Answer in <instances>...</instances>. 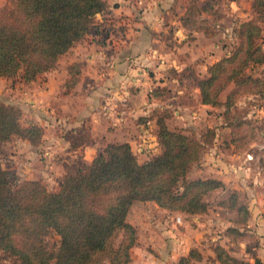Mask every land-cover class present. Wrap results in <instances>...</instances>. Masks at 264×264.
Segmentation results:
<instances>
[{
	"label": "trees",
	"instance_id": "16d2710c",
	"mask_svg": "<svg viewBox=\"0 0 264 264\" xmlns=\"http://www.w3.org/2000/svg\"><path fill=\"white\" fill-rule=\"evenodd\" d=\"M181 1V24L212 36L221 14L216 0ZM250 7L254 16L239 23L237 42L206 64L205 74L195 79L200 104L223 106L222 116L229 127L227 144L233 149L243 147L254 134L249 120L231 118L230 107L237 96L258 94L264 103V75L245 73L250 65L264 63L259 42L264 0H250ZM108 8L106 0H6L0 6V77L18 76L29 82L54 69L59 56L88 34L95 14L102 15ZM106 37L102 33L97 40ZM81 66L80 61L66 65L68 76L61 94L76 83ZM230 83L221 100L219 93ZM149 93L163 97L166 92L154 87ZM166 110L154 107L148 116L155 123L158 151L138 161L127 141L105 142L87 163L64 173L54 189L38 178L17 180L0 161V252L6 264H127L136 233L126 214L134 200H151L161 208L187 214L205 212L204 195L224 184L209 176L185 179L203 142L181 128L168 127ZM21 116L18 104L0 99V151L1 143L12 137L30 146L40 143L42 127L33 120L23 123ZM140 119L145 122V117ZM208 132L213 135L212 129ZM220 205L234 212L233 224L224 232L237 239L242 231L236 223L246 222L248 206L234 189ZM260 215L264 220V199ZM50 234L56 236L53 243ZM212 252V263L249 264L219 243L212 245ZM201 258L198 248L191 246L176 264H193Z\"/></svg>",
	"mask_w": 264,
	"mask_h": 264
},
{
	"label": "crops",
	"instance_id": "0c3cea01",
	"mask_svg": "<svg viewBox=\"0 0 264 264\" xmlns=\"http://www.w3.org/2000/svg\"><path fill=\"white\" fill-rule=\"evenodd\" d=\"M3 1L0 0V6ZM106 2L109 8L104 13L105 16L127 18L126 22H122L125 26V34L121 45L115 48L110 46L109 49L106 47V50L98 54L74 51L69 63L80 61L82 66L78 80L64 94L60 92L62 82L68 76L64 69L61 70L60 75H54L52 69L44 72L41 78L37 76L36 79L28 82L32 85L31 88L26 89V92L31 90L34 95L32 99H27L29 116L43 129L41 136V141L44 142L43 153L47 154L50 161V157L55 155L53 153L55 150L80 156L81 159L91 158L99 148V143L111 140L114 134L118 135L117 130L120 127H117V122L120 120L130 122L132 120L130 116H133L135 124L140 128H146L147 125L154 127V120L148 118L149 111L154 107H163L162 102H157L162 101L164 97H154L149 91L159 87L167 93L172 81L176 80L171 75L177 73L178 68L185 66V60H188L173 55V52L167 49V43L174 45L177 39L186 42L184 30L195 32L193 35L200 33L205 36L202 32L186 28L181 24L179 17L184 11L182 1L181 6L177 4V0H106ZM249 2L250 0H218L216 6L221 14H230L233 19L237 18L240 22L248 17L247 14L250 15ZM177 8H181V11L178 12ZM71 48L72 46L69 49ZM40 94L48 97L49 100H55L52 101V106H48L49 101L46 104L40 103L38 99L42 97L39 96ZM16 104L21 108L22 103L16 101ZM46 109L49 124L44 119ZM141 117H145V122L141 121ZM47 129L52 130L49 137L46 134ZM61 130L65 134L68 133L67 130L77 135L74 136L75 138H67L59 134ZM113 141H127L131 144L129 138L125 137ZM238 152L236 149L230 155L233 156ZM217 160V164H222L225 172L215 166V163L209 165L208 162L200 159L198 162L200 166L195 168L198 173L194 177L209 176L221 180L224 187L213 190L222 191L228 186L237 190L234 183L228 182V175L240 177L241 171L229 165V168L232 167L231 169L234 170L231 172L219 159ZM242 188L248 195L246 201L249 216L241 227L244 231L242 238L237 240L238 246L228 248V252L245 259L249 264H264V220L260 215L264 192L259 196L257 204H254L256 207L254 210L251 208L255 202L254 197H251V190L245 185ZM144 203H149L152 211H147ZM132 211L135 212L130 217ZM176 212L161 208L151 200H134L131 203L126 220L135 228L136 239L130 248V260L127 264H176L177 257L185 254L191 246L197 247L201 255L203 254L198 246L199 239L196 232H189L186 228L181 230L180 237H176V233L168 228L164 214L175 213L174 217H176L178 216ZM193 219L198 220L199 214L195 213ZM207 254L213 257L212 252L207 251ZM193 264L220 263L206 261V256L202 255L201 260L194 261Z\"/></svg>",
	"mask_w": 264,
	"mask_h": 264
},
{
	"label": "rangeland",
	"instance_id": "374dc122",
	"mask_svg": "<svg viewBox=\"0 0 264 264\" xmlns=\"http://www.w3.org/2000/svg\"><path fill=\"white\" fill-rule=\"evenodd\" d=\"M5 1L6 0H4L2 4H4ZM217 2L218 0H216V4ZM178 3L181 6L180 0H177V4ZM177 9L178 12L181 11V8ZM172 16L176 17V15ZM246 16L248 17L245 19L254 16L251 7L250 15L247 14ZM218 19L219 20L216 22L215 26V32L212 36H203L200 33L193 35L195 32L184 30L183 35L186 42L177 39L179 42H177V40L174 41L175 46L170 42L167 43V49L172 51L173 55H176L179 59L182 57L183 60L186 58H188V60H185V66L178 68L179 76L178 72L171 75L174 76L176 80L172 81L170 89L164 94L162 101L157 103L162 102V106L165 107L167 109L166 111L169 113L168 117L165 118L168 127L181 128L184 132L194 135L203 142L199 151L198 159L191 163L185 175V179L197 175L198 170L195 168L200 166L198 163L200 159L201 161L208 162L209 165L212 162L215 163V166H218L221 171L225 172L223 170V165L217 164V159H219L226 168L230 169L231 172L234 171L231 169L232 167L241 171L240 177L228 175V182H232L237 186V190L235 191L237 192L238 198L246 204V198L248 195L242 187L243 185L249 187L251 190L250 192L252 193V196H250L255 199L251 208L255 210L256 207L254 206L257 204L259 196L264 192L263 100L258 94L244 92L237 96L235 102L230 107V115L232 119H247L254 126L252 139L243 147L237 149L239 152L233 156L230 154L236 149H233L231 145L227 144V141L229 140V127L222 116V111L224 109L223 106L201 105L197 100V88L195 87L196 76L204 75L205 65L226 54L237 42L236 30L242 20L238 22V19H233L230 14H220ZM126 20L127 18L124 16L113 18L105 16L104 14L99 16V14L96 13L93 25L88 34H86L85 38L80 42L74 44L71 49L59 56L57 65L52 70V73L54 75H60L61 70L63 69L66 72V65L69 63L71 56L74 55V51L98 54L106 50V47L109 49L110 46L111 48H115L121 45L125 34V26L122 22H126ZM236 24L238 25L236 26ZM102 33H107V37L102 42H99L97 39ZM159 34L162 35L163 33ZM259 42L264 48V24H262ZM245 73L253 76H263L264 63L250 65ZM41 77L42 76L40 75L39 78ZM31 85L32 84H28V82H22L18 76L14 78L0 77V99L15 104L16 101L22 103L21 121L23 123L27 122V120H33L29 116V106L27 105L29 103H27V99H32L34 95L31 90L26 92V89L31 88ZM231 85V83L228 84L219 93V98L221 100L225 98V93L230 89ZM39 96L42 95L40 94ZM38 99L40 103L44 104L49 101L48 106H52V101H55L49 100V98L45 96ZM47 113L48 111L46 109L44 112L46 118L44 119L49 124L50 122L49 118H47ZM129 118L132 119L130 122H124L123 120L117 122V127H120V129L117 130V132L119 131L118 135L114 134V137L110 138L111 140L109 141L117 140L121 137L129 138L131 142L129 145L135 153L137 160L142 161L148 155L158 151V146L156 145L153 136L154 127L151 128V126L147 125L146 128H140L135 124L133 116H130ZM49 127H51V125H49ZM208 129L213 130V135H209ZM51 132L52 130L50 129L46 130L48 137ZM62 132L63 131L61 130L59 134H63L67 136V138H75L74 136L77 135L74 132L69 133L67 130L66 132L68 133L66 134ZM96 138H98L97 135ZM46 140L47 138H45V141ZM105 142L108 141H102L99 143V148L94 154L101 150ZM43 144L44 142L42 143L41 141L37 146H30L26 141L21 140L18 137H12L7 141L2 142L0 151L1 166L8 169L17 180L28 177L38 178L47 188L54 189L65 172L74 171L84 163H87L83 159L87 161L91 159L89 157L81 159L80 156L76 157L64 152H56L55 150V152H53L55 155L50 157V161L48 160L47 154L43 153ZM229 165L232 167L229 168ZM230 189L231 188L228 186V188H224L222 191L211 190L207 192L203 197L207 203V208L205 212L197 213L199 214L198 220L193 219L195 214H187L177 210L169 211H177L176 214L180 217V221L175 220V213L164 214L165 219L168 221V228H171V230L176 233V237H180L181 230L183 231L186 228L189 232H196L199 239L198 246L203 251V257L206 256V261L210 260V255L207 254V251L212 252L213 244L219 243L228 250V248L237 247V240L242 238L241 235L237 239H230L224 232L226 226L233 224L232 220L234 218V212L226 210L225 207L220 205V201L227 195ZM144 208L147 211H152L149 203H144ZM134 212L135 211L131 212L130 217H132ZM236 225L241 229L244 224L236 223ZM241 231L243 234L244 230L242 229ZM55 240L56 236L50 234L49 241L53 243ZM178 242L181 244V241L178 240ZM0 264H6V259L2 256L1 252Z\"/></svg>",
	"mask_w": 264,
	"mask_h": 264
},
{
	"label": "built area",
	"instance_id": "2783aa9c",
	"mask_svg": "<svg viewBox=\"0 0 264 264\" xmlns=\"http://www.w3.org/2000/svg\"><path fill=\"white\" fill-rule=\"evenodd\" d=\"M175 220H176V221H179V217H178V216H176V217H175Z\"/></svg>",
	"mask_w": 264,
	"mask_h": 264
}]
</instances>
